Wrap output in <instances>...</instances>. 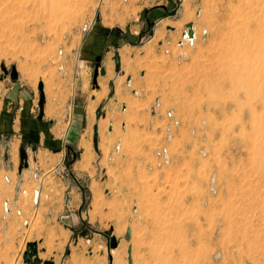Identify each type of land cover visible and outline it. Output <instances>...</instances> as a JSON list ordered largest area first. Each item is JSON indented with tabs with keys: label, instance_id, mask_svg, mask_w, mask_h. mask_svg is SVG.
<instances>
[{
	"label": "rangeland",
	"instance_id": "obj_1",
	"mask_svg": "<svg viewBox=\"0 0 264 264\" xmlns=\"http://www.w3.org/2000/svg\"><path fill=\"white\" fill-rule=\"evenodd\" d=\"M263 49L264 0H0V264H264Z\"/></svg>",
	"mask_w": 264,
	"mask_h": 264
},
{
	"label": "crops",
	"instance_id": "obj_2",
	"mask_svg": "<svg viewBox=\"0 0 264 264\" xmlns=\"http://www.w3.org/2000/svg\"><path fill=\"white\" fill-rule=\"evenodd\" d=\"M92 44H94V43H92ZM106 71H107V69H106ZM105 73H107V72H105ZM21 96L24 97L23 99H26V97L22 93H21ZM21 103H22V101H20L19 104H21ZM11 104L12 103H10V105ZM122 104H123V102H121L119 100V98L114 97L113 107L115 110L118 109L119 106H122ZM75 105H76V102H75V100H73L72 104H71V106L73 107V109H72L73 112L70 111L68 113V116H67L68 122L66 124L67 125L69 124L70 126H69L68 130H66V131H68L67 135H70V136H75L78 133V131L75 127V120H76V116L78 115L77 108ZM108 106H111L110 103L107 104V107ZM113 107H112V110H113ZM25 112L26 113H23V115H22V122H21V134L24 138H31L30 140L32 142H34V143L40 142V144L42 145L43 137L48 136L49 132H51L53 135H61V130H60V128H58V126L60 125V112H56L54 114L55 118H49L46 114H44V116L40 120H37V116L34 117V116H31L30 114H28L27 111H25ZM31 112L32 113L34 112V108L31 110ZM7 113H9V112L7 111ZM11 119L13 121V117L8 116L5 120L1 121L3 123L0 122V134H4L6 131L10 130V132L13 133V137H16V135H14V133H16L15 126H13V123L12 124L10 123ZM63 119H66V116L64 117L62 115L61 120H63ZM51 121H53V123L56 121L57 123H54L52 125V127L50 129H48L47 127H49V123ZM124 128L126 129V125ZM63 135H66V133H64ZM28 168L31 169L30 164H29ZM19 177H21L20 173H19Z\"/></svg>",
	"mask_w": 264,
	"mask_h": 264
},
{
	"label": "built area",
	"instance_id": "obj_3",
	"mask_svg": "<svg viewBox=\"0 0 264 264\" xmlns=\"http://www.w3.org/2000/svg\"><path fill=\"white\" fill-rule=\"evenodd\" d=\"M92 28H93L92 24H90V25H88V26H85V27H84V32L88 33V32H90V31L92 30ZM193 31H194V38L191 39V38L189 37V35H188V34H189V29L186 28V32H185V33L183 34V36H182V42H181V46H182V47L186 46L187 44H194V43H195V41L197 40V33H196V31H195V27H194V26H193ZM127 86H128L129 88H131V81H129V83H128ZM134 94H135L136 96L138 95L136 92H134ZM121 108L123 109V112H126L127 108H126L125 105L122 106ZM169 116H170V119L172 120V122H171V129H172V127H175V128H176L177 126H179V122H178L177 120H175L174 116L171 115V114L168 115V117H169ZM166 133H167V136L170 138L171 135H169V134H170V129H169V128H166ZM116 151H117L118 154H120V151H121L120 146L117 148ZM159 155L162 156V158H165V157H167L169 154H168L167 150L164 149V150L160 151ZM35 194H36V196H37L36 198H38L39 193L36 192ZM5 205H6V206H5V210H6V212H7V213L11 212L10 208L8 207L9 204L6 203ZM18 214H21V213L18 212Z\"/></svg>",
	"mask_w": 264,
	"mask_h": 264
},
{
	"label": "water",
	"instance_id": "obj_4",
	"mask_svg": "<svg viewBox=\"0 0 264 264\" xmlns=\"http://www.w3.org/2000/svg\"><path fill=\"white\" fill-rule=\"evenodd\" d=\"M187 28L189 29V34H188L189 37H190L191 39H193V38H194L193 25L190 24V25L187 26ZM117 62H118V60H117ZM101 75H105V70H104V69H101ZM41 87H42V86H41ZM20 155H21V164H20V175H21L22 172H23V170L28 169L29 164L27 163L28 159H27V155L25 154V149H24V148L21 149V154H20ZM126 239H127L128 241L131 239V230H128V231H127ZM131 253H132V249L130 248V249H129V256H130V258H129V262H130V263H132ZM25 257L27 258V257H29V255L26 254Z\"/></svg>",
	"mask_w": 264,
	"mask_h": 264
},
{
	"label": "bare ground",
	"instance_id": "obj_5",
	"mask_svg": "<svg viewBox=\"0 0 264 264\" xmlns=\"http://www.w3.org/2000/svg\"><path fill=\"white\" fill-rule=\"evenodd\" d=\"M61 12V11H60ZM113 12V11H112ZM242 19V18H241ZM236 25V24H235ZM251 29V28H250ZM251 38V37H250ZM249 45V44H248ZM240 47V46H239ZM239 49V48H238ZM250 50V49H249ZM264 50V49H263ZM261 51H262V49H261ZM247 52V51H246ZM260 53V52H259ZM244 55V54H243ZM258 61V60H257ZM264 61V60H263ZM258 63V62H257ZM87 149H88V147H87ZM89 150V149H88ZM87 150V151H88Z\"/></svg>",
	"mask_w": 264,
	"mask_h": 264
}]
</instances>
